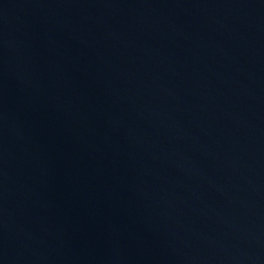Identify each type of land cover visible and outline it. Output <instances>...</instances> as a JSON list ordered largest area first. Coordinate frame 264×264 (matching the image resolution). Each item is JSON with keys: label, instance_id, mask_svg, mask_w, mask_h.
I'll return each instance as SVG.
<instances>
[{"label": "water", "instance_id": "1", "mask_svg": "<svg viewBox=\"0 0 264 264\" xmlns=\"http://www.w3.org/2000/svg\"><path fill=\"white\" fill-rule=\"evenodd\" d=\"M0 264H264V0H0Z\"/></svg>", "mask_w": 264, "mask_h": 264}]
</instances>
